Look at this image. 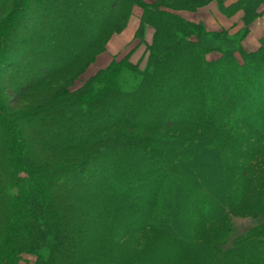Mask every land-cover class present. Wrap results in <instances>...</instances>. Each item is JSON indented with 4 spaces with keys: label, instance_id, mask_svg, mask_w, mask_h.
I'll list each match as a JSON object with an SVG mask.
<instances>
[{
    "label": "trees",
    "instance_id": "16d2710c",
    "mask_svg": "<svg viewBox=\"0 0 264 264\" xmlns=\"http://www.w3.org/2000/svg\"><path fill=\"white\" fill-rule=\"evenodd\" d=\"M0 264H264V0H0Z\"/></svg>",
    "mask_w": 264,
    "mask_h": 264
},
{
    "label": "rangeland",
    "instance_id": "374dc122",
    "mask_svg": "<svg viewBox=\"0 0 264 264\" xmlns=\"http://www.w3.org/2000/svg\"><path fill=\"white\" fill-rule=\"evenodd\" d=\"M135 12L139 14L141 12L139 7L134 8ZM249 46H252L253 43L249 41ZM111 59V53L107 51L102 52L97 56V64L104 65L105 61ZM233 225H234V232L231 238L234 236L240 235L246 232L249 228L255 225L258 221L252 217H241V216H233L232 218Z\"/></svg>",
    "mask_w": 264,
    "mask_h": 264
},
{
    "label": "crops",
    "instance_id": "0c3cea01",
    "mask_svg": "<svg viewBox=\"0 0 264 264\" xmlns=\"http://www.w3.org/2000/svg\"><path fill=\"white\" fill-rule=\"evenodd\" d=\"M197 18L202 19L206 23V25L211 29L218 26L217 20L220 23L224 22V18L221 16V14L218 10V6L215 2L211 3L209 6H207L205 8L200 9ZM238 27H236V28H238ZM251 38L253 40L256 39L254 35H252ZM251 42L253 43L252 40H251Z\"/></svg>",
    "mask_w": 264,
    "mask_h": 264
}]
</instances>
